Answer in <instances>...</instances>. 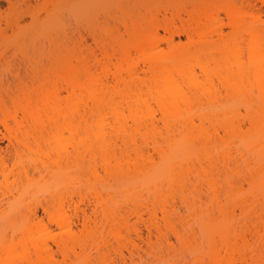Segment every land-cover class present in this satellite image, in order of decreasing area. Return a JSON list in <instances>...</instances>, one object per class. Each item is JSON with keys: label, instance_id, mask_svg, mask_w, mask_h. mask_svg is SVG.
Listing matches in <instances>:
<instances>
[{"label": "bare ground", "instance_id": "obj_1", "mask_svg": "<svg viewBox=\"0 0 264 264\" xmlns=\"http://www.w3.org/2000/svg\"><path fill=\"white\" fill-rule=\"evenodd\" d=\"M170 1V11L164 9L169 16L161 21L155 23L152 14L131 19L126 40L109 35L106 41L104 36L95 42L98 52L91 50L90 57L56 58L53 82L49 74L39 80L34 72L21 92L0 95V123L28 128L15 138L14 155L56 146L50 132L61 124L70 133L61 161L68 171L66 185L63 179L52 183L54 190L68 185L67 197L56 205L55 197L61 196L48 193L50 198L39 204L50 222L67 228L65 238L55 242L63 261L81 252L89 253L83 255L85 264L97 253L101 260L107 256L106 239H98L96 230L88 231L91 223L96 225V212L115 217L123 206L173 208L178 201L185 207L205 203L220 215V220L210 222L213 231L203 244L207 247L200 243L199 250L194 244L195 264H264L262 12L245 0H191L188 8L181 0ZM259 1L264 7V0ZM7 2L14 8L23 1ZM221 13L228 17L229 31L221 24ZM177 34H183L185 42L176 40ZM60 160L41 162L37 171L44 173L43 180L53 165L60 167ZM5 166L1 158L0 170ZM47 187H42L44 193ZM58 188L59 192L63 187ZM87 191L88 203L82 207ZM22 196H6L14 205L11 210L22 205ZM231 208L239 209L237 219ZM116 219L107 215L101 219L104 223H97L117 230L122 219ZM240 219L245 224L238 231ZM75 220L79 229L73 228ZM103 225L97 226L104 229ZM85 234L89 237L83 239ZM136 236L141 238V232ZM165 244L169 251L172 245ZM47 248H35L39 262L58 264Z\"/></svg>", "mask_w": 264, "mask_h": 264}, {"label": "rangeland", "instance_id": "obj_2", "mask_svg": "<svg viewBox=\"0 0 264 264\" xmlns=\"http://www.w3.org/2000/svg\"><path fill=\"white\" fill-rule=\"evenodd\" d=\"M22 1L20 4L18 2V5H14V8H9L7 0H0V32L3 30L0 37V95L4 97L7 95L6 92L15 94L18 91L21 92L20 90L24 88V85H28L31 81L34 72L38 75L39 80H43L46 77L45 75L49 74L47 78H52L50 81L53 82L54 65H57L56 58L63 61L66 59L63 57L68 59L73 57L72 60L80 55L90 57L89 52L91 50L98 52L95 42L104 36L106 41L109 40V35L124 37V40H126L128 37L127 33L130 31L131 19L136 17L151 18L149 15L152 14L155 23L156 21H161L164 15L166 17L169 16V13L164 12V9L166 8L165 10L170 11L168 5L171 2L170 0ZM26 1L29 2L26 3ZM188 1L191 0H181V4L185 6L184 8L189 7L188 4L190 5V2ZM197 1L199 2V0ZM226 1L233 4H244L246 3L245 1H248L252 6L254 5L255 10H261L264 18V7L259 0ZM181 16L185 17L182 11ZM220 21L224 30L229 31L228 17L221 13ZM5 22L8 23L6 26L9 25L7 28H5ZM182 24L183 21H181ZM176 25L179 26V22L176 21ZM158 32L162 34L161 29H158ZM175 39H179L182 43L186 40L183 34H177ZM58 54H62V58ZM62 93L65 94L63 90ZM11 111L13 110L11 109ZM65 128L66 126L64 125L63 127V124H61L55 128L54 133H52L53 129H51L52 132L49 131L52 135V140L54 136L56 138L54 137L53 144L50 140L51 142L49 141L48 146L50 147V143L52 146L57 143V147L54 145L50 149L46 147L47 150H45L43 146L42 148L45 151L41 148L42 150L40 149L36 154L28 153V151L24 150L16 156L13 154L15 138H20L24 134L23 131L28 128H18L12 122H9V126L6 128L0 123V159L2 158L6 162L5 168L0 170V264H39L40 262L34 253L36 251L35 248L40 247L41 249L48 247L49 256L51 254L58 264L86 263L84 259H87V257L84 258V256H87L88 252L85 255L81 252L82 255L80 254V256L78 254L80 250H78L77 246H75V249L79 251L77 253L79 256L77 255L75 258L69 256L71 257L70 260L66 258L63 261L61 255L56 252L55 242L65 238V234L62 233L67 228L50 222L39 206V204L41 205L44 202L45 198L49 199V195L55 194V192L58 194L57 196H61L60 198L57 197L58 199L55 197L56 200L54 199V201L56 203H54L56 205H58L57 201L61 200L59 202H63L67 197L66 191H68L69 187L67 185L65 187L68 189H65L63 185H66L64 179H66L68 171L65 170L64 156L62 155H64L65 148L68 149L69 147L67 142H69L70 136L68 134L70 135V133ZM44 134L46 135V133ZM48 137L49 139L51 138L50 136ZM58 155L61 158L60 162H63L59 163V168L53 165V172L49 173L50 176H44L43 180L41 176L44 173H39L37 171L38 167L41 162L49 163L52 160H56V158L59 159ZM62 163L63 165H61ZM35 165L37 169L34 168ZM85 176L87 177V175ZM62 179V182L65 183L63 185L60 184L63 188L58 185V189L62 188L59 193L56 190L57 188L53 189V184L55 180L60 182ZM44 186H48V191H52L44 193ZM88 191L84 193L86 194L84 198L88 196ZM6 196L10 197L9 199L13 196L20 198L22 196L24 200L22 205L16 204L15 206L18 207L11 210L10 206L13 204L11 202L8 203L9 201L7 202ZM84 198L80 204L82 207L88 203V198ZM73 199L76 201L78 197L74 196ZM201 200H204V197ZM128 206H123L120 211H117L118 213L116 212L115 217H113L114 213L112 215L104 214L105 218L108 215L112 216L113 219L117 218V221L122 219V222H119L122 226L117 225L115 228L117 230L108 229V225H105V228L102 224L104 220H101L104 219L102 212H96L93 222L96 225L91 223V228L88 226V231L91 229L96 230L93 232L96 233L98 239L99 236L101 241L106 239L105 241L108 243L106 251H108L107 256L102 260L99 258L101 254H99V257L96 256L98 253L94 254L95 256H91L94 258L90 259L87 264H195L194 260H192L193 256L196 255L195 246L198 245L197 247L201 250L199 244L201 243L203 247L208 243L213 231V223L210 224V222L220 220L219 212L205 203L185 207L177 201L173 208L171 206L148 205L147 208L138 207L136 209L132 205ZM29 209L35 211V215L30 214ZM233 209L237 219L239 209ZM230 211H228V215L229 213L231 214ZM99 220L102 221L101 225L104 226V229L98 227H101L97 223ZM239 221L240 224L238 223L237 230L241 231L245 223L241 219ZM78 222V220H75L76 226L74 225L73 228H80ZM122 223L127 225H125L126 228ZM171 223L173 224L172 227H170ZM154 224L158 226H154ZM146 225L148 229H151L150 234H147ZM154 227H159V229L157 228L158 231ZM99 230L101 233H99ZM118 230L120 233L116 232ZM88 231L86 232L88 233ZM136 231L141 232V238L136 236ZM93 232H91L92 237ZM87 236L83 239L89 237ZM97 238L93 239L96 244L100 242L99 240L97 243ZM166 241L172 245L169 251H167V247L165 248L162 245ZM194 244L196 245L194 246ZM206 247L204 246V249ZM104 249H101V251L104 252ZM91 250L93 251L94 249ZM199 253L201 254V252ZM223 254L221 255L223 256ZM48 259L50 258L47 257ZM48 264H53V262ZM235 264L240 263L237 262Z\"/></svg>", "mask_w": 264, "mask_h": 264}]
</instances>
